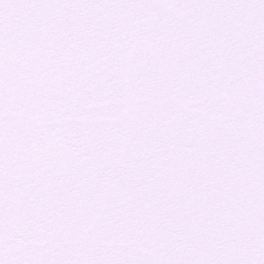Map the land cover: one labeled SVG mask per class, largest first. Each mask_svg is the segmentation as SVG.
I'll return each mask as SVG.
<instances>
[{
	"label": "snow or ice",
	"instance_id": "1",
	"mask_svg": "<svg viewBox=\"0 0 264 264\" xmlns=\"http://www.w3.org/2000/svg\"><path fill=\"white\" fill-rule=\"evenodd\" d=\"M0 264H264V0H0Z\"/></svg>",
	"mask_w": 264,
	"mask_h": 264
}]
</instances>
